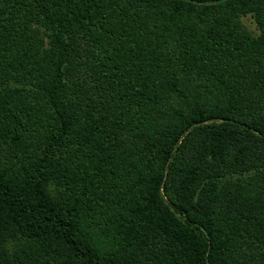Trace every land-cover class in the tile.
I'll return each mask as SVG.
<instances>
[{
  "label": "trees",
  "instance_id": "obj_1",
  "mask_svg": "<svg viewBox=\"0 0 264 264\" xmlns=\"http://www.w3.org/2000/svg\"><path fill=\"white\" fill-rule=\"evenodd\" d=\"M263 171L264 0H0V264H264L223 201Z\"/></svg>",
  "mask_w": 264,
  "mask_h": 264
},
{
  "label": "rangeland",
  "instance_id": "obj_2",
  "mask_svg": "<svg viewBox=\"0 0 264 264\" xmlns=\"http://www.w3.org/2000/svg\"><path fill=\"white\" fill-rule=\"evenodd\" d=\"M237 24V22H234ZM239 31L241 32H248L252 35H259L261 33L260 26L258 22L255 19V16L252 13H247L241 16L239 21ZM176 40H177V33L175 35L169 36L168 35V43L167 45L173 49V58L170 61L172 65V69L174 67H177V59L175 54V48H176ZM186 84L184 86V93L189 94V96L192 98V92L195 91L196 93H199L200 91H203L206 93V95L203 97V101H208L210 97L213 96L212 93H210V89L207 86H202L201 80L200 82L197 81L195 84H192L191 78L192 76L187 74H181L180 75ZM188 85V86H187ZM189 85L192 88L189 89ZM212 86V85H211ZM184 93L181 95H175V99L171 105V107L179 110H185L189 108V105L186 101H184L183 96ZM218 98L215 99V102H212L215 104V109H218V107L222 106L217 101ZM130 118L128 117V120ZM213 120L208 121L207 123H212ZM131 124H129L125 132L129 130V133L125 136L127 138L126 142L133 141V135ZM211 126V124H210ZM211 128V127H209ZM202 130V129H201ZM200 131V130H199ZM204 132V130H202ZM203 132H200L203 135ZM125 134V133H124ZM136 142V150L139 151L140 145L143 144L142 137L136 138L134 140ZM138 142V143H137ZM147 157V156H145ZM226 190V197H223L224 203L227 204V207L233 211V213L238 217V219L241 221V225L244 231H247L250 227L258 228L259 230H264V171L263 172H257L253 176L246 175L244 177H241L239 175H236L234 180L229 183L228 188H224V193ZM166 237L162 234H154L150 236L149 242L147 245L145 243L140 247L141 251H128L123 252L115 257H113V263L114 264H177L178 259V253L177 251H174L172 248H169L166 245Z\"/></svg>",
  "mask_w": 264,
  "mask_h": 264
}]
</instances>
